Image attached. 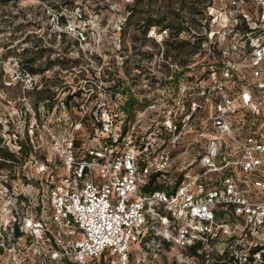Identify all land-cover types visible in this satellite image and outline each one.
<instances>
[{
  "label": "built area",
  "instance_id": "1",
  "mask_svg": "<svg viewBox=\"0 0 264 264\" xmlns=\"http://www.w3.org/2000/svg\"><path fill=\"white\" fill-rule=\"evenodd\" d=\"M182 1L149 28L158 68L135 117L70 101L85 113L2 125L0 253L264 264V0Z\"/></svg>",
  "mask_w": 264,
  "mask_h": 264
},
{
  "label": "rangeland",
  "instance_id": "2",
  "mask_svg": "<svg viewBox=\"0 0 264 264\" xmlns=\"http://www.w3.org/2000/svg\"><path fill=\"white\" fill-rule=\"evenodd\" d=\"M179 2L146 0L144 10L136 11L126 21L127 0H0V131L7 120L77 117L79 112L83 115L85 111L64 107L67 96L77 91L80 95L73 98V103H111L113 107L108 111L116 108L122 112L129 93L110 96V86L118 80L121 87L127 86L125 90L132 89L137 101L126 114L135 117L144 107L143 79L148 68L156 72L160 48V30L144 36V18H160L162 8L173 12ZM188 5L182 1V6ZM42 47L47 48L44 57L35 64L27 62L40 55ZM184 53L179 52L181 56ZM55 57L80 58V64L70 70L56 65L44 74L27 73V68L43 67L47 58ZM88 66L100 76L97 87L91 72H84ZM103 70L111 72V80L100 75ZM50 102H54L51 109ZM85 109L92 110L90 106ZM25 246L22 241L19 254L2 251L0 264H16L14 256L29 253ZM29 260L31 264L45 263L32 253Z\"/></svg>",
  "mask_w": 264,
  "mask_h": 264
},
{
  "label": "trees",
  "instance_id": "3",
  "mask_svg": "<svg viewBox=\"0 0 264 264\" xmlns=\"http://www.w3.org/2000/svg\"><path fill=\"white\" fill-rule=\"evenodd\" d=\"M144 2H146V0H135L132 4H129V3L127 4L126 13H128V15H127L126 21H128L130 18H132L135 15L136 11L138 12V11H141V10L143 11L144 10L142 8V6L144 5ZM144 20H145V24L143 26V28H144V33H143L144 36H148V31H149L150 26H152V25H160L163 22L162 19H160V18H152L151 16L144 18ZM76 43H78V42H76ZM180 45L181 44H179V46ZM179 46L177 45L176 48H178ZM181 47H182V45H181ZM24 51L28 53V52H30V49H27V50L24 49ZM46 51H47V48H44V47L40 48V55H38L36 58L28 59L27 62H30L31 64H35L37 60H40V59H42L44 57V54L46 53ZM78 64H80V58H77V59L65 58V57H62V58L55 57L53 59L47 58V60L43 64L44 65L43 67H41V66H39V68L29 67V68H27V73H29L30 75H36V74H41V73L44 74L46 71H48L49 69L55 67L56 65H62L66 69L70 70V69L74 68V65H78ZM138 67H140V66H138ZM87 71L91 72L92 77H93L92 82H94L95 86L97 87L98 83L100 82V76H98L97 72L94 71L89 66L87 67V69H84V72H87ZM110 74H111V72L105 71V70L100 72V75H102V76L107 75L108 76V80H111V79H109L110 78ZM88 81H89L88 83H91L90 82L91 80H88ZM94 87H92V88H94ZM110 87H111L110 88L111 89L110 90L111 91V95H110L111 97H113V95H115L118 92L119 93H125V92L126 93H130V91H131L130 87L127 90H125L127 86L121 87L120 86V80H118L117 83H114V85H112ZM74 95L75 96H79L80 92L77 91V92L74 93ZM74 95L67 96V98L64 100V103L69 104V102L73 100ZM136 101L137 100H136V98L133 95H129V97L126 100L125 104L123 106H121V109H123V111L125 113L130 112L131 106L134 103H136ZM50 103L53 104L54 102H50ZM51 107H52V105L50 106V109H51ZM1 155L3 157H6L5 159L13 157L12 154L6 153V152H2V151H1ZM4 165H5V163L0 160V168H2ZM153 189H160L159 184L154 186Z\"/></svg>",
  "mask_w": 264,
  "mask_h": 264
}]
</instances>
